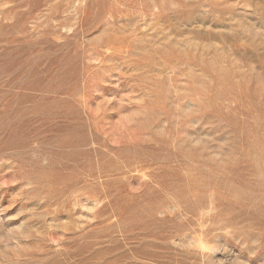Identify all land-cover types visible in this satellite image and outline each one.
<instances>
[{
	"label": "rangeland",
	"instance_id": "obj_1",
	"mask_svg": "<svg viewBox=\"0 0 264 264\" xmlns=\"http://www.w3.org/2000/svg\"><path fill=\"white\" fill-rule=\"evenodd\" d=\"M0 264H264V0H0Z\"/></svg>",
	"mask_w": 264,
	"mask_h": 264
}]
</instances>
